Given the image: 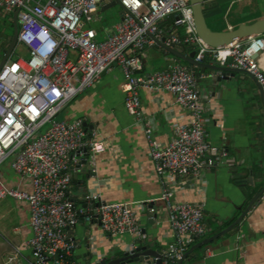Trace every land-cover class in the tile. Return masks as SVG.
Wrapping results in <instances>:
<instances>
[{
	"label": "built area",
	"instance_id": "built-area-1",
	"mask_svg": "<svg viewBox=\"0 0 264 264\" xmlns=\"http://www.w3.org/2000/svg\"><path fill=\"white\" fill-rule=\"evenodd\" d=\"M100 1L0 0L4 13L17 10L16 43L28 53L26 59L10 60L9 55L0 68V165L8 161L10 170L28 189L11 187L0 178V200L9 197L28 207L29 264L67 263L73 250L67 230L84 215L69 197L72 172L79 171L83 160L94 167L95 155L105 146L95 134L87 133L81 119L66 123L54 117L117 65L122 74L124 109L143 128L148 156L161 184L159 199L174 236L164 253L165 263H175L193 239L206 235L207 228L203 202L174 201L166 178L199 177L206 168L220 163L227 152L207 140L193 71L174 60L163 70L140 75L141 52L147 47L164 54L168 48L193 51L195 63L207 59L246 73L262 88L264 97V69L258 59L264 52V34L211 47L195 33L189 0H118L119 23L103 41H96L95 31L84 24L92 21ZM166 19H170L169 26H161ZM140 90L168 92L188 113V121L174 123L166 145L154 139L152 124L142 116ZM85 201L94 206V215L86 217L97 222L102 234H127L134 242L139 240L141 231L131 204L108 203L95 193L85 196ZM148 211L153 214L154 210L149 207ZM15 257L13 254L6 263L14 262Z\"/></svg>",
	"mask_w": 264,
	"mask_h": 264
},
{
	"label": "crops",
	"instance_id": "crops-1",
	"mask_svg": "<svg viewBox=\"0 0 264 264\" xmlns=\"http://www.w3.org/2000/svg\"><path fill=\"white\" fill-rule=\"evenodd\" d=\"M111 3V0L100 1L92 21L84 24L95 31L96 41H103L113 33L121 19V8L117 6L115 11L116 5ZM203 5L210 9L204 18L212 31L233 30L240 24L264 19V8L258 0H213ZM11 15L0 10V61L12 39ZM169 22L166 19L160 25L168 27ZM26 54L28 57L27 50ZM258 59L264 69V52ZM174 60L193 71L208 142L227 152L220 163L206 168L199 177L166 178L174 201L203 202L207 233L193 239L189 250L202 239L230 226L264 184V111L259 86L252 78L242 71L223 72L221 76L220 71L211 67H223L207 59L202 63L207 68L193 67L159 49L147 47L141 52L137 73L146 75L163 70ZM121 83L120 68L112 65L93 87L65 105L56 114L57 120L54 117L66 123L81 119L87 133L95 134L105 146L102 153L95 155L94 167L83 160L79 171L72 172L69 197L75 209L82 210L84 215L67 230L73 250L66 264H97L121 257L132 250V245L150 250L169 247L174 242L166 208L159 199L161 184L148 156L143 128L124 109ZM139 95L142 116L152 124L154 139L166 145L172 138L174 123L188 121V113L174 103L168 92L140 90ZM0 178L11 187L28 189L27 183L10 170L8 161L0 165ZM94 193L108 203L131 204L141 231L139 240L134 242L127 234L101 233L97 222L86 217L94 215V206L86 203L85 196ZM149 207L153 208V214L149 213ZM30 236L27 205L9 197L1 199L0 264H29L31 251L26 242ZM13 254L14 262L6 263ZM184 264H264V198L256 200L230 231L193 250Z\"/></svg>",
	"mask_w": 264,
	"mask_h": 264
},
{
	"label": "water",
	"instance_id": "water-1",
	"mask_svg": "<svg viewBox=\"0 0 264 264\" xmlns=\"http://www.w3.org/2000/svg\"><path fill=\"white\" fill-rule=\"evenodd\" d=\"M103 1V0H101ZM113 6H118L120 8L118 0H112L111 3ZM189 5L192 11V17H193V25L195 29V33L198 35V37L201 38V40L206 43L207 45L211 47H221L225 46L227 44H230L234 41H241L246 40L251 37H255L257 35L264 34V19L257 20L251 24H240L233 30H227V31H212L206 24L205 18L203 16L202 11V5L203 0H189ZM12 20V26H13V33H12V39L10 42L9 47L7 50H5L3 57L0 61V68L5 63V61L8 59L10 53L15 49L16 43V36H17V10L14 11L11 15ZM166 53L170 54L177 59L186 62L190 66L193 67H205L202 63H195L193 61L194 52L191 51L189 53H183L180 50L177 49H166ZM212 69L220 71L223 75V72L234 73V72H240V70H228L224 68L219 67H211ZM233 75V74H232ZM254 81V80H253ZM255 82V81H254ZM257 84V83H256ZM259 86V85H258ZM259 90L261 92V100H262V108L264 111V98H263V90L259 86ZM264 192V184L262 187L254 194V196L250 199L248 205L240 212V215L236 218V220L227 228H225L222 232L217 233L213 236L206 237L199 241L197 244H195L193 247H191L182 257V259L176 261L175 263L172 262H166V257L164 252L168 250V246H160L159 249H150L148 250L144 246L137 245L134 249L125 252L121 257L119 258H110L108 261L102 260L97 264H123L124 262H131V261H139L142 264H184L185 260L193 252V250L197 248H201L205 246L208 243L213 242L218 237L222 236L223 234L230 231L235 225L239 224L241 220L244 218L246 213L250 210L252 205L255 203L256 200H258L262 193Z\"/></svg>",
	"mask_w": 264,
	"mask_h": 264
},
{
	"label": "rangeland",
	"instance_id": "rangeland-1",
	"mask_svg": "<svg viewBox=\"0 0 264 264\" xmlns=\"http://www.w3.org/2000/svg\"><path fill=\"white\" fill-rule=\"evenodd\" d=\"M258 3H259V5L261 7L264 8V2L262 0H258ZM206 7H207L206 5H202V11H203V16L204 17L208 14V11H210V9L206 8ZM116 8H118V7L117 6L115 7V11L117 10ZM205 20H207V19L205 18ZM19 57H22V58L27 57L26 50L23 47H21V46H16V48L13 51V54H12L10 60H15V59H17ZM55 119L57 120V117H55Z\"/></svg>",
	"mask_w": 264,
	"mask_h": 264
}]
</instances>
